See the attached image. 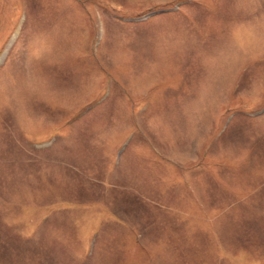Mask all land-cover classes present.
<instances>
[{
	"label": "rangeland",
	"instance_id": "obj_1",
	"mask_svg": "<svg viewBox=\"0 0 264 264\" xmlns=\"http://www.w3.org/2000/svg\"><path fill=\"white\" fill-rule=\"evenodd\" d=\"M0 264H264V0H0Z\"/></svg>",
	"mask_w": 264,
	"mask_h": 264
},
{
	"label": "crops",
	"instance_id": "obj_2",
	"mask_svg": "<svg viewBox=\"0 0 264 264\" xmlns=\"http://www.w3.org/2000/svg\"><path fill=\"white\" fill-rule=\"evenodd\" d=\"M198 193H200V192H198ZM202 193H203V192H202ZM204 193H206V192H204ZM223 194H224V193H218L219 197L222 196ZM252 194H253V193H252ZM179 195H180L179 193H176V197H179Z\"/></svg>",
	"mask_w": 264,
	"mask_h": 264
}]
</instances>
